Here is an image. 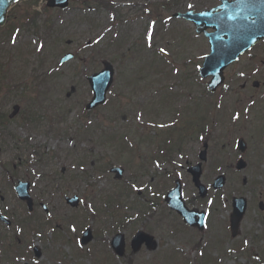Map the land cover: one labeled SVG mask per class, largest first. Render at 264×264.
Masks as SVG:
<instances>
[{
	"label": "rangeland",
	"instance_id": "374dc122",
	"mask_svg": "<svg viewBox=\"0 0 264 264\" xmlns=\"http://www.w3.org/2000/svg\"><path fill=\"white\" fill-rule=\"evenodd\" d=\"M102 1L103 5L97 7L96 0H71L67 9L54 10L46 6V0H19L10 9L7 23L0 28V191L3 195V198L0 195V210H5L4 205L12 207V214L14 210L20 221V225L13 228L0 223L1 244L14 242L20 249L26 243L40 245L45 255L37 264H256L248 259V251L252 255L257 253L264 261V219L258 208L264 195L254 200L256 192L252 188L260 185L258 190H261L264 186V167L255 170L250 165L243 172L229 168L218 170L216 162L228 165L232 161H225L232 156L210 154L205 180L212 181L224 173L227 181L219 193L210 191L211 203L207 201V208L220 211L226 221L232 196H245L250 200L235 240L231 239L225 221L215 219L213 225L211 223L210 237L205 242L200 239L199 243H204L193 252L192 245L183 240L188 233L186 230L181 232L180 241L169 232L180 223L161 197L149 196L152 192L165 194L169 188V177L165 173H173L171 167L163 165L157 170L152 167L145 170L141 166L143 161H148L144 155L152 152V146L143 144L140 150L139 130L144 138H152L155 129L140 128L148 115L142 116L137 111L143 108L155 115L153 120L158 122L171 121L176 107L187 104L185 96L189 88L198 96V87H192V81L196 80L201 56L208 52L207 42L196 37L189 25L177 21L171 14L185 12L189 4L194 11L215 7L219 0H180L178 6L170 9L164 3L170 4L171 0ZM105 2H109L121 18L112 21L108 10L102 8ZM144 10L148 12L144 14ZM30 19L32 22H28ZM153 21L152 47L149 48L146 38ZM14 38L15 44L12 43ZM113 41L115 44H109ZM41 44L43 48L38 52ZM161 47L168 55L159 52ZM66 52L76 56L60 65L59 60ZM103 62L112 64L114 83L105 106L87 112L85 105L91 99L87 77L100 71ZM242 65V62L234 64L233 68ZM50 73L57 78L47 79ZM228 73L235 76L236 70ZM188 74L189 81L182 82L181 77ZM182 87L186 89L178 97L176 94ZM179 98L181 101L175 104ZM14 104L21 110L15 118L9 119ZM86 125L89 127L85 129ZM107 132L108 135L103 136ZM195 148L196 143H190L188 153ZM113 165L124 168L120 180L109 171ZM6 168L10 174L14 172L16 178L32 183V190L41 202L34 218L29 217L26 207L15 200ZM176 169L183 174L179 167ZM159 172L164 175L163 183ZM151 175L154 181L148 184ZM185 184L187 198L192 197V184L187 181ZM144 186L145 190L138 194ZM123 190H127L125 199L120 200L124 204H117V195L120 197ZM262 191L264 194V188ZM63 193L80 197L84 207L73 210L65 204ZM144 195L159 205L153 217L150 213L139 212ZM41 204L51 207L49 218L43 216ZM105 204L113 207L109 208L110 212L114 210L113 214L105 212L108 211ZM125 214L133 219L119 228ZM38 218L42 219L43 234H33L31 229L36 227L28 223ZM55 220L60 230L67 220L64 229L70 241L69 237L65 240L58 233L54 235L58 240L63 239L65 245L62 247L45 241ZM69 221L70 225L75 224V233L70 231ZM84 225L91 227L93 234L100 238L109 234L110 229L111 234L120 230L127 243L137 230H144L155 236L159 246L153 252L132 253L127 244L124 256L117 259L103 239L99 242L94 239L86 245L89 249L82 250L72 236L81 235ZM22 232L24 240L21 239V243L13 240ZM243 244L247 251L239 250L235 253L237 257H232V252L238 251ZM225 250L228 251L226 255Z\"/></svg>",
	"mask_w": 264,
	"mask_h": 264
},
{
	"label": "flooded vegetation",
	"instance_id": "af4514ba",
	"mask_svg": "<svg viewBox=\"0 0 264 264\" xmlns=\"http://www.w3.org/2000/svg\"><path fill=\"white\" fill-rule=\"evenodd\" d=\"M241 62L242 66L233 68L231 65L225 69L224 83L216 91L211 92L208 89L210 78L200 83L203 87L197 93L198 96L194 94L193 89L189 88L185 96L187 104L176 107L177 115L171 123L164 127L154 128V136L150 142H144L145 145L152 146V152L144 155L148 157V161L141 163L145 170L151 167L157 170L163 162L168 164L173 171L171 179L168 180L171 183L169 186L171 188L179 180L185 198L188 197L186 181L193 186V196L187 198L185 202L188 208L196 209L193 223L185 222L181 215L169 210L180 223L173 227V234L180 239L183 238L181 232L186 230L188 233L183 240L187 242V245H198L197 238L200 237L197 234L202 235L203 238H209L212 222L215 219L224 220L220 211L217 209L210 211L206 206L207 201L209 203L207 198L210 195L211 180L210 178L205 180L204 176L209 170L210 154L225 153L232 156L231 159L225 161V163L232 161L228 165L224 166L216 162L218 170L229 168L243 172L250 165L255 170L264 167V39L241 55L235 64ZM230 70H236L235 76L228 73ZM145 114L149 118L143 117L145 121L156 122L153 120L155 115L149 112ZM190 143H196V148L194 152L188 153ZM183 155H185L184 158ZM197 165H200L201 184L208 190L205 197L200 195V190L193 183L188 171ZM176 167L183 170V174L178 169L174 170ZM150 178L148 184L154 181V176L151 175ZM242 182L247 183L245 178ZM259 186H252L253 191L256 192L254 200L264 195L262 191L264 186L261 185L262 189L258 190ZM143 200L148 201L145 196ZM262 213L264 217V212ZM131 221V216L125 214L124 222L130 224ZM193 236L196 237L195 240L192 239ZM1 249L2 256L3 253H9L14 257L23 256L12 248L2 247Z\"/></svg>",
	"mask_w": 264,
	"mask_h": 264
},
{
	"label": "water",
	"instance_id": "95a60500",
	"mask_svg": "<svg viewBox=\"0 0 264 264\" xmlns=\"http://www.w3.org/2000/svg\"><path fill=\"white\" fill-rule=\"evenodd\" d=\"M16 0H0V25L4 24L7 10L9 6L14 3ZM48 6L50 7H66L67 6V0H49ZM237 8V5H234L232 8H229V10H235ZM209 16V13H201V14H195L193 15L192 12H188L184 15L185 18L193 20L197 25V32L205 31L206 28L212 27L216 31L209 36L211 37V44H212V52L209 56L206 57V60L204 62V66L201 70V75L203 77L207 75H213L214 81H213V88L218 85L222 81L221 77V71L222 69L227 66L229 63L237 59L240 53H242L244 50L249 48L254 42L257 41V39H260L261 34L248 32L247 34L245 32L240 33L238 35L237 44L236 42L232 40H224L223 36H230L232 37V34H235L236 31L239 29L238 26H234L233 24L236 23L235 19H229V21L226 20L227 16L225 13L219 17L218 19L210 20L209 23H206L204 20L206 17ZM243 27H247L246 25H243ZM71 56L68 55L65 58H63L62 61H66ZM105 69L101 71L98 74H94L91 77H89V82L91 85V88L93 90V99L88 104L87 108H94L102 103L105 102L106 99V92L109 89L110 85L113 81V69L112 66L109 63L104 64ZM217 69V71H210L211 69ZM221 70V71H220ZM196 169V168H194ZM192 169V172L193 170ZM118 172V177L121 176L122 170L115 169ZM199 170H195L194 174V181L198 183V177H199ZM224 176H219L214 183L215 188H221L224 185ZM202 188V186H200ZM180 194V187H176L174 191H171L168 195L167 201L171 208L176 209L180 212H182L185 217H187V209L185 208L183 202L181 201V196L179 195L178 198L174 196V194ZM176 199H179L177 201ZM246 202L244 199H234V213L231 216V222H232V228L234 233L238 229L239 222L244 214ZM121 237V236H119ZM118 238V237H117ZM146 241L148 245H150V242L152 241V237H149L145 234L139 233L133 241V247L135 250H138L140 247V244ZM115 248L119 253H122L123 249V241L122 239H118L115 244Z\"/></svg>",
	"mask_w": 264,
	"mask_h": 264
},
{
	"label": "snow or ice",
	"instance_id": "6c2138e0",
	"mask_svg": "<svg viewBox=\"0 0 264 264\" xmlns=\"http://www.w3.org/2000/svg\"><path fill=\"white\" fill-rule=\"evenodd\" d=\"M235 3L237 5V8H236V11L234 14H229L228 18L229 19H235L237 16L240 15V13L243 11V7H240L241 5H243L244 7H247V4H246V0H235ZM189 8L192 7L191 4L188 5ZM222 7H224L225 9H227L229 7V5L227 3H224L222 5ZM155 25V21L152 22V24L149 26V30H148V33H147V43H148V47L151 48L152 47V29ZM98 42V41H96ZM12 43L15 44L16 43V40L15 38L12 40ZM43 48V44H41L38 48H37V51H41ZM159 52L160 53H163L164 55H168V53L166 52L165 48L161 47L159 48ZM176 71L178 72L179 69H176ZM243 75V74H241ZM225 87H227V85H225ZM236 117H234L235 119ZM137 119H139V116L137 117ZM159 127H164V125H159Z\"/></svg>",
	"mask_w": 264,
	"mask_h": 264
}]
</instances>
